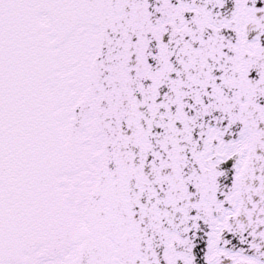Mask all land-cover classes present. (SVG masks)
Instances as JSON below:
<instances>
[{
	"label": "snow or ice",
	"instance_id": "snow-or-ice-1",
	"mask_svg": "<svg viewBox=\"0 0 264 264\" xmlns=\"http://www.w3.org/2000/svg\"><path fill=\"white\" fill-rule=\"evenodd\" d=\"M0 264H264V0H0Z\"/></svg>",
	"mask_w": 264,
	"mask_h": 264
}]
</instances>
